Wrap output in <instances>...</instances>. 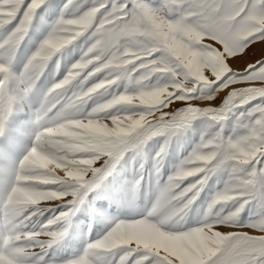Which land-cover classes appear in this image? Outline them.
I'll return each instance as SVG.
<instances>
[{"label": "snow or ice", "instance_id": "1", "mask_svg": "<svg viewBox=\"0 0 264 264\" xmlns=\"http://www.w3.org/2000/svg\"><path fill=\"white\" fill-rule=\"evenodd\" d=\"M44 5L45 0H0V30L16 24L11 32L0 38V65L5 68L0 71V132L4 130L14 104L32 92L45 62L54 55L50 41L58 36L70 37L57 42L56 47L60 50L89 29L94 42L83 51L80 61L63 79L48 88L43 97L49 104L59 101L49 113V116L60 113L55 123L73 121L65 125L69 136L76 137L85 127L84 122L90 125L102 117L111 118L114 124L126 120L120 127L128 130L143 124L137 134L147 139L168 129L183 127L197 115L222 123L226 115L255 101L251 108L239 114L238 124L242 129L239 136L224 139L218 132L215 137L203 138L182 162L178 172L169 176L162 188L168 201L167 216L158 219L157 223L150 222L157 213L153 206L144 219L117 223L98 241L112 238L113 246L109 250L120 248L127 264H264V193L258 195L253 189L255 178L264 175V166L256 167L258 162L264 165V86H254L256 82L264 84V53L241 71L233 70L229 64V60L243 56L256 43L264 44V0H162L156 7L145 0H124L123 3L92 0L88 10L77 13L78 18H61L52 25L23 72L14 76L10 69L15 49L26 35L36 10ZM68 5L78 7L73 0H68ZM89 80L95 82L89 85ZM122 80L132 84L131 90L126 88L124 93L113 94L91 113L82 115L84 104L94 96H106L109 89L118 86ZM209 88H214L217 95L225 92L222 106L210 103L214 97L198 95ZM146 95L158 96L160 102L151 107L129 103ZM193 98L201 99L202 103L187 106L174 115L168 114L167 110L174 103H185ZM205 100L207 102H203ZM133 105L137 107L129 113L126 106ZM42 111L43 106H40L35 121H39ZM122 111L129 114H121ZM78 142L81 141L66 140L63 147L55 144L47 148V154L58 164L86 173L84 178H60L43 172L39 175L50 182L40 187L63 189L89 184L88 177L95 178L100 169L94 164L88 168L69 163L87 160L91 164L94 161L78 159L76 154L94 153L96 159L103 160L104 174H107L122 153L121 146L126 139L113 142L103 152L77 151L73 145ZM34 145L39 147V139ZM29 151L15 170L11 186L17 183L18 175L30 174L25 171ZM3 158L7 160L6 155ZM221 166L229 171V180L209 204V213L202 225L188 230H161L192 203L207 176ZM186 178L192 179L184 186ZM139 183L137 180L136 184ZM51 191L63 194L64 202L53 200L54 206L63 205L67 210L50 219L47 225L31 227L34 232L52 237L51 240L32 242L43 249L37 253V257L42 258L38 259V264H45L43 257L47 249L56 243L54 228L61 222L67 226L68 215L79 202L65 199L68 195L75 197V191L70 194L63 190ZM252 202H255L258 218L239 224L238 213ZM214 207L225 211L213 214ZM220 227H247L257 234L238 230L221 232ZM121 228L126 234L123 240L118 235ZM95 244H90L85 253L65 264L93 262L94 257L89 251ZM16 259L22 264L27 258L18 256Z\"/></svg>", "mask_w": 264, "mask_h": 264}, {"label": "rangeland", "instance_id": "2", "mask_svg": "<svg viewBox=\"0 0 264 264\" xmlns=\"http://www.w3.org/2000/svg\"><path fill=\"white\" fill-rule=\"evenodd\" d=\"M118 2L123 3L124 0H118ZM145 2L156 7L161 4L162 0H145ZM73 4L78 7L68 5V0H45V5L36 10L33 18L29 22L26 35L15 49L10 69L14 76H18L23 72L28 59L34 54L43 39L46 38L52 25L61 18H78L77 13L83 14L84 11L88 10L92 4V0H73ZM15 26L16 24L13 23L8 25L6 29L0 30V38H3L7 32H11ZM91 31V29L86 30L60 50L56 47L57 42L71 38L65 36L53 38L49 43V47L54 48V55L45 62L32 92L21 100L34 97L38 101L46 102L51 107L52 112V109L56 107V104H58L59 101H53L49 104L47 99L43 98L44 93L54 83L63 79L67 75L69 69L75 63L80 61L83 51L90 46L91 42H94L92 40ZM55 51L58 52L55 53ZM262 53H264V46H261L260 43H256L250 47L243 56L229 60V64L233 70L241 71L248 63L261 58ZM0 71H5L3 65H0ZM94 82L95 81L93 80H89L88 84L91 85ZM153 83L155 82L153 81ZM254 86L259 87L264 86V84L256 82ZM126 88L131 90L132 84L129 81L122 80L119 82L118 86L109 89L106 96L99 98L94 96L81 107L82 115L91 113L94 107L104 103L107 99H110L113 94L124 93ZM129 94H131V91H129ZM198 95L205 98L214 97L211 99L210 103L222 106L225 92L221 91L217 95L214 88H209L202 90ZM21 100H18L17 102ZM159 102L160 97H153L150 95L129 101V103L140 104L145 107H151ZM203 102L207 101L205 100ZM201 103V99L193 98L185 103H174L167 111L169 115H174L177 112H181L187 106H199ZM254 103L255 101L249 102V104L236 109L232 114L226 115V118L222 123L213 122L207 116L197 115L190 119L183 127L168 129L164 133L156 136H149L147 139H143V137L138 134L129 137L126 139L128 146L123 153L121 162L115 164V167L111 166L113 169L111 168L107 171V187L106 191L103 192L104 195L110 196L114 192L120 190L122 192V200L124 204L127 202L126 205H130L137 192L140 191L142 187L146 186L145 189L147 190V195L150 197L157 210L158 219L164 218L168 215V201L163 194L162 188L167 184L169 176H174L178 172L182 162L193 153L194 149L200 144L203 138L215 137L218 132L224 139H235L239 136L242 133V129L238 124L239 114L246 109L251 108ZM67 107L68 106L66 105L65 110H67ZM126 107L130 113L131 110L135 109L137 106L133 105ZM108 111L112 112V110ZM12 112L5 123L4 130L0 132V264H18L16 257H25L24 246L22 243L24 237H21L18 234V229L23 227L20 222L18 223V219L12 216L11 212L14 208V210H21L20 205L22 201L34 200L36 193L30 190L31 186H39L42 191H49V198L53 200H58V196H62L63 194L52 192L51 190H63L69 194L75 191V197L68 195L65 199L72 200L73 202L79 201L78 204H76L75 209L68 215L66 226L67 231L56 241V243L52 244L47 249V252L43 257L45 264H65L66 261L81 256L89 248V245L93 243H96L93 248L98 250L93 259V264H120L121 260H123V264H127V258L124 256V253L120 248L109 250L113 246L111 243L112 238L109 240H98L107 235L117 223H131L144 218H138L135 215H114L112 211H108L104 215H99L95 210L91 209L89 204L93 193L92 188H88L85 193V188L88 187L89 184L81 185L79 187L66 186L63 189L56 187L45 189L40 187V185H44L50 181L39 175V173L50 172L52 175L58 177V173L55 170L56 161L47 154L48 147H37L34 145L35 138L32 145L26 147L17 145L7 138L6 133L10 128L9 121ZM129 113L122 111L121 114ZM59 115L60 113H53L51 116L48 114L46 118H42L43 121L39 124H42L48 119H53L54 116L58 118ZM53 120L56 119L54 118ZM103 120L105 119L102 117L97 118L93 120L90 125H88L87 122H84L85 127L80 130L78 135L85 137L96 135L104 138L120 139V137L124 136L128 131L127 127H120V125L126 123V120H120L122 123L108 127L102 123ZM60 121L66 122L65 120ZM75 145L80 148L86 146L83 142H78ZM28 151V158L25 162V171L30 174L18 175L16 177L17 183L11 186V183L15 178V170L19 167L20 161ZM157 153H160L159 157L157 156ZM5 155L7 156L6 161L3 158ZM76 158L93 159L94 161L91 164L88 163L87 160H75L70 162L88 168H91L94 164L98 169L103 168L105 170L103 160L96 159L94 153L76 154ZM158 162L162 163L160 170L157 169ZM261 166L264 165H261L259 162L256 165L257 168ZM73 169L77 173H80L82 178L86 175V173H81L75 168ZM62 178H65V176ZM90 178L91 176L88 177V179ZM191 179L192 178H186L184 186H186ZM137 180L140 181L138 185L136 184ZM228 180L229 171L224 166H221L210 173L207 176L203 187L196 195V198L192 200V203L188 204L186 208H183V211L180 214L172 217L171 220L161 228V230H170L171 228V230H188L201 226L205 219V215L209 213V204L215 198L216 194L226 187ZM253 189L258 195L264 193V175H258L255 178ZM58 202L63 201L58 200ZM81 204H83V208L87 213L95 216L96 225L94 226L92 235H88V226L85 224L79 227V231H75L78 224L77 219L81 217V211L78 207ZM130 207L131 208H128L133 209V206ZM66 210L67 208L65 206L57 204L53 207L44 209L34 218H29L27 222L33 227L44 226L48 224L50 219H53L55 216L60 215L62 211ZM232 210L235 209L233 208ZM222 211L225 210H222L219 207H214L212 209L213 214ZM257 211L255 202L250 203L238 213L237 222L243 225L256 220L258 218ZM158 219L154 221L150 220V222L157 223ZM63 228L64 224L61 222V225L54 228V231L57 232ZM24 230L34 232L31 228H24ZM219 230L221 232L238 230L249 232L250 234H257L253 233L252 230L247 227L240 229L220 227ZM72 231H75L77 241H74L70 245L67 249V253H58L56 248L58 246L63 247L66 244ZM38 233L39 236L36 241L48 240L49 235L41 232ZM118 235L122 240L126 239L125 230L123 228L119 230ZM32 246L37 252H39L40 247L35 244ZM82 264H88V262L84 261Z\"/></svg>", "mask_w": 264, "mask_h": 264}, {"label": "bare ground", "instance_id": "3", "mask_svg": "<svg viewBox=\"0 0 264 264\" xmlns=\"http://www.w3.org/2000/svg\"><path fill=\"white\" fill-rule=\"evenodd\" d=\"M40 106H43V111L41 112L39 121H35V113L40 108ZM50 112L51 107L46 102L38 101L34 97L30 99H24L15 103L9 121L10 128L7 130L6 133L7 138L10 139L13 143L21 145L23 147L32 145L34 138L35 140L36 138L39 139L40 147H50L55 144H60L61 147H63L64 141L76 139L85 143L86 146L80 148L74 144L73 147L75 148V150L80 151L87 149L101 152H103V149L110 147L113 142L120 141V139L104 138L96 135H91L90 137L80 135H77L76 137L69 136L67 135L68 128H66L65 125H69L72 123L61 121L59 123H54L55 120L53 119H57L56 116H54V118L51 120L48 119L47 121H44V124H39L41 121H43L42 118H46ZM127 146L128 142H125V144L121 146L123 151L116 159L115 164L121 162L123 153L124 151H126ZM69 163L71 162L69 161ZM115 164H113L112 166L115 167ZM113 167L111 168L113 169ZM161 167L162 163L158 162L157 169L160 170ZM55 170L57 171L58 177L60 178L65 176L67 178L72 177L71 179H75L77 177L83 179L80 173H77L73 168L67 167V165H61L56 162ZM105 170L101 168L100 172L95 178L91 177L90 179H88L90 183L88 187L85 188V193L87 192L88 188H92L93 193L89 202L91 209L95 210L96 213H98L99 215H104L106 214V212L112 211L114 215L125 214L135 215L138 218H145L146 213L154 206L150 197L147 195V190L145 189L146 186L142 187L140 191L137 192V194L134 196V200L132 201V203L130 202V205H126L127 202L124 204L122 200V192L120 190L114 192L110 196L104 195L103 192L106 191L107 187V174H104ZM130 206H133V209H129L131 208ZM78 207L81 211V217L77 219L78 224L77 229L75 231H79V227L85 224L88 226V235H92L94 226L96 225L95 216L87 213V211L83 208V204ZM14 209L11 214L14 218L18 219L21 210ZM157 219L158 215L156 213L155 216L150 220L154 221ZM20 223L23 228L30 229L32 227L28 224L27 221H22ZM75 231H72L70 233V237L63 247L58 246L56 248V251L58 253H67V249L70 247V245L74 241H77V235H75Z\"/></svg>", "mask_w": 264, "mask_h": 264}, {"label": "clouds", "instance_id": "4", "mask_svg": "<svg viewBox=\"0 0 264 264\" xmlns=\"http://www.w3.org/2000/svg\"><path fill=\"white\" fill-rule=\"evenodd\" d=\"M261 46H264V44H261ZM65 121L68 123H73L72 120H65ZM102 123L106 127L114 125L111 118L103 120ZM120 123L122 122L119 121L118 124ZM141 127H143V124L138 125L137 127L132 128L131 130H128L124 136L120 137V140L128 139L134 134H137ZM30 190L34 191L36 193V196L34 197V200L32 201H22L20 205L21 211L19 213L18 223L22 221H27L29 220V218H34L38 213H41L38 211L39 209H45V208L54 206L53 199L49 198L50 196L49 191H42L39 188V186H31ZM58 200L64 202V199L62 198V196H58ZM58 200H55V201H58ZM66 231H67V227H64L63 229L57 231L56 241L59 238H61ZM18 234L21 237H24L22 243L24 246L25 257L27 258L26 260L22 262V264H38V259H42V258L37 257V253L43 251V249L40 248L39 252H37L35 248L32 246L34 245L32 242L38 239L39 233L38 232H28V231H25L24 228H20L18 229ZM51 239L52 237L49 236L48 240H51ZM97 251H98L97 249L93 248L89 251V255L95 257L97 254ZM34 257H37V258L33 259ZM88 264H93V262L89 261Z\"/></svg>", "mask_w": 264, "mask_h": 264}]
</instances>
